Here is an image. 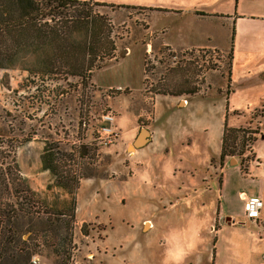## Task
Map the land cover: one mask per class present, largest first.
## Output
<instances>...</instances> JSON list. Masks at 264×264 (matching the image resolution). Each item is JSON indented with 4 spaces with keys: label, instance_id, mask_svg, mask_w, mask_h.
Listing matches in <instances>:
<instances>
[{
    "label": "crops",
    "instance_id": "obj_1",
    "mask_svg": "<svg viewBox=\"0 0 264 264\" xmlns=\"http://www.w3.org/2000/svg\"><path fill=\"white\" fill-rule=\"evenodd\" d=\"M214 5L173 1L137 7L152 9L149 44L140 49L144 55L161 47L174 53L205 49L232 53L231 91L227 93L226 83L207 95L155 94L153 115L147 116L142 107L144 71L137 88L118 87L123 92L116 102L133 112L139 131L131 138L114 124L119 141L111 147L114 151L106 150L111 175L84 178L76 195L75 242L95 251L89 254L99 264H129L133 249L138 264H162L164 233L193 211L203 218L202 243L185 264H216L217 233L226 226L244 232L242 241L251 256L264 257V118L258 124L262 134L253 145L255 159L247 174L237 158H227L223 167L220 161L226 126H251L248 114H264V0H235L219 12H212ZM93 81L98 86L95 76ZM142 117L144 125L139 123ZM143 130L147 136L140 142ZM48 174L44 171L36 184L32 181L36 190H45L46 180L40 179ZM233 191L243 203V194L262 199L257 221L248 219L244 208L239 213L227 205ZM86 224L104 228L83 234Z\"/></svg>",
    "mask_w": 264,
    "mask_h": 264
},
{
    "label": "rangeland",
    "instance_id": "obj_2",
    "mask_svg": "<svg viewBox=\"0 0 264 264\" xmlns=\"http://www.w3.org/2000/svg\"><path fill=\"white\" fill-rule=\"evenodd\" d=\"M99 1L116 5L113 8L94 7L98 13L106 15L111 20L114 28L112 37L117 46L115 58L109 61L104 69L95 73V83H99L103 88L97 87L93 81L87 87L82 86L80 79L75 77L52 81L48 78L45 80L40 77L31 78L27 72L20 69L0 72V141L16 147V159L22 174L28 178L31 187L50 203L56 201V198L59 201L65 198V194L48 189L54 182L52 174L47 171L49 173L47 178L42 175L40 179V182L46 180L43 182L45 190L38 191L33 185L36 184L35 179L45 171L42 156L47 145L72 151L73 161L70 163L73 169L86 170V173L102 177L111 175L107 170L111 159L106 150L119 141L118 139L107 145L102 143L99 130L104 124L103 117L108 112H113L114 124L120 125L125 135L130 134L133 138L138 133L139 125L132 116L133 112L120 108L116 102V97L123 92L118 90V87L125 88L128 84L131 88H137L141 84L144 71L142 107L145 115L152 116L154 102L152 98L156 93L178 95L184 92L190 94L197 90L199 94L207 95L219 90V84H226L228 80L229 54L207 49L174 53L166 47H161L154 48L144 55L142 50H146L150 39L147 29L152 12L137 7L145 4H171L173 1L184 4L215 3L211 10L219 12L228 10L235 0ZM93 3L96 1L93 0ZM110 86H113V89H109ZM117 114L119 115L116 116ZM258 114L260 111L250 115L256 118ZM144 119L140 118L139 123L144 125L142 123ZM254 120L250 119L251 123H254ZM241 128L253 130L255 126L251 124ZM30 136L29 142L18 147ZM82 145L89 146V149L95 148L92 150L95 152L94 156L86 155L84 159H80L77 151ZM111 149L114 151L115 147ZM39 157L41 167L37 164ZM233 158L241 160L239 157ZM233 194L227 205L235 212L242 213L244 203L240 202L237 192ZM97 228L102 230L104 227L86 224L82 228V233L89 234L92 229ZM251 229L255 234L259 233L258 228ZM217 234L219 241L216 264H264V257L256 259L247 252L242 241L244 232L239 228L226 226ZM25 238H28V235ZM73 238L74 244L68 264H99L95 261L96 257L90 255L95 251L88 250L84 243L75 242L74 231ZM207 238L212 246V239L209 235ZM91 243L88 245H92ZM36 251L33 258H36L37 264H59L57 262L60 259L44 246L41 245Z\"/></svg>",
    "mask_w": 264,
    "mask_h": 264
},
{
    "label": "trees",
    "instance_id": "obj_3",
    "mask_svg": "<svg viewBox=\"0 0 264 264\" xmlns=\"http://www.w3.org/2000/svg\"><path fill=\"white\" fill-rule=\"evenodd\" d=\"M95 6L116 5L93 0H0V72L20 69L31 78L52 81L75 77L87 87L95 73L104 69L117 52L111 20L98 13ZM234 35L233 29V41ZM229 56L228 94L232 53ZM196 93L197 90L190 94ZM246 118L255 119L257 126L253 130L226 126L220 161L223 167L227 158L239 157L241 169L247 174V167L255 159L253 145L262 134L258 124L264 114ZM30 140L31 136L18 147ZM92 150L95 148L80 146L79 158L94 156ZM72 161V151L46 146L43 169L54 178L48 189L65 194L62 201L56 198L50 203L22 174L16 147L0 141V264H33L32 258L41 245L60 259L57 263H69L74 244L76 195L81 180L94 176L86 170L73 169Z\"/></svg>",
    "mask_w": 264,
    "mask_h": 264
},
{
    "label": "clouds",
    "instance_id": "obj_4",
    "mask_svg": "<svg viewBox=\"0 0 264 264\" xmlns=\"http://www.w3.org/2000/svg\"><path fill=\"white\" fill-rule=\"evenodd\" d=\"M203 218L193 211L182 224L171 227L164 233V258L162 264H185L189 255L202 243ZM129 264H138L135 249Z\"/></svg>",
    "mask_w": 264,
    "mask_h": 264
},
{
    "label": "built area",
    "instance_id": "obj_5",
    "mask_svg": "<svg viewBox=\"0 0 264 264\" xmlns=\"http://www.w3.org/2000/svg\"><path fill=\"white\" fill-rule=\"evenodd\" d=\"M118 90H122V88H119ZM184 104H187L186 100L184 101ZM114 121L115 115L113 114V112H108L103 117L104 124L100 128L99 132L100 139L105 145L116 142L119 139V133L114 127ZM242 200L244 201V211L246 217L252 221H257L263 208L262 199L257 196H248L246 194H243ZM32 263L37 264V260L35 257L32 259Z\"/></svg>",
    "mask_w": 264,
    "mask_h": 264
},
{
    "label": "water",
    "instance_id": "obj_6",
    "mask_svg": "<svg viewBox=\"0 0 264 264\" xmlns=\"http://www.w3.org/2000/svg\"><path fill=\"white\" fill-rule=\"evenodd\" d=\"M147 136V130H143L141 133V139L140 142H143L144 138Z\"/></svg>",
    "mask_w": 264,
    "mask_h": 264
}]
</instances>
